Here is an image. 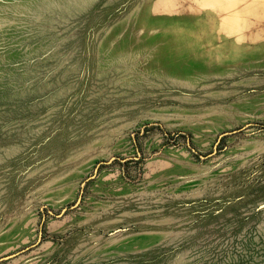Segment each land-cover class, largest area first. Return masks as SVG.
<instances>
[{"label": "rangeland", "instance_id": "374dc122", "mask_svg": "<svg viewBox=\"0 0 264 264\" xmlns=\"http://www.w3.org/2000/svg\"><path fill=\"white\" fill-rule=\"evenodd\" d=\"M0 264H264V0H0Z\"/></svg>", "mask_w": 264, "mask_h": 264}, {"label": "water", "instance_id": "95a60500", "mask_svg": "<svg viewBox=\"0 0 264 264\" xmlns=\"http://www.w3.org/2000/svg\"><path fill=\"white\" fill-rule=\"evenodd\" d=\"M3 259V257L2 258H0V260H2Z\"/></svg>", "mask_w": 264, "mask_h": 264}]
</instances>
